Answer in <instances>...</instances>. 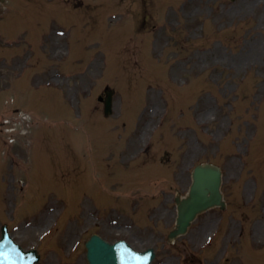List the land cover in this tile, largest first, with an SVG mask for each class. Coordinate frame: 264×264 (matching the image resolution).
Listing matches in <instances>:
<instances>
[{
	"label": "rangeland",
	"instance_id": "1",
	"mask_svg": "<svg viewBox=\"0 0 264 264\" xmlns=\"http://www.w3.org/2000/svg\"><path fill=\"white\" fill-rule=\"evenodd\" d=\"M0 1V115L16 128L0 133V229L38 264H88L95 232L155 246L154 264H229L234 245L233 264H264V0ZM206 161L228 209L165 245ZM215 232L214 260L194 261Z\"/></svg>",
	"mask_w": 264,
	"mask_h": 264
},
{
	"label": "water",
	"instance_id": "2",
	"mask_svg": "<svg viewBox=\"0 0 264 264\" xmlns=\"http://www.w3.org/2000/svg\"><path fill=\"white\" fill-rule=\"evenodd\" d=\"M109 101L108 106L111 104ZM221 179L222 173L218 166L206 163L196 167L194 170V184L191 191H189V196L182 201L178 198L179 218L177 228L171 234L172 237L178 233L186 232L190 222L200 211L214 205L224 207L225 203L220 190ZM5 231L7 232L6 227L2 231L4 232V238L0 241V250L8 249L7 244L10 243ZM124 246H128V244L120 241L112 244L99 235H93L87 242L90 264H139L137 260L131 257L133 255L131 249ZM33 254H37L36 250H31V252L25 253L24 256H32ZM134 260L135 262L127 263V261Z\"/></svg>",
	"mask_w": 264,
	"mask_h": 264
}]
</instances>
